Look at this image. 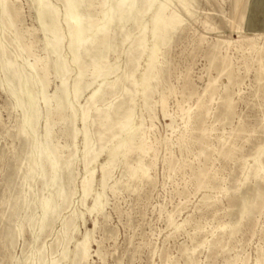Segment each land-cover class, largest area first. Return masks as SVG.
Instances as JSON below:
<instances>
[{"label": "rangeland", "instance_id": "374dc122", "mask_svg": "<svg viewBox=\"0 0 264 264\" xmlns=\"http://www.w3.org/2000/svg\"><path fill=\"white\" fill-rule=\"evenodd\" d=\"M48 2L62 11L61 0ZM15 3L21 10L16 17L18 21L15 18L14 25H9L0 20V45L6 47V56H16L22 65L27 55L21 49L23 46L31 45V52L41 57L48 54V49L43 43L33 0H16ZM190 8L183 24L171 31V39L159 44L153 72L157 77L153 75L152 90L148 91L151 114L144 107L141 94H135L128 80L121 84L122 88L120 85L114 90L115 94L107 95L106 100H89L96 81L89 57L85 64L89 66L77 90L73 85L76 66L70 62L66 85L71 96L75 95L79 112L75 118L73 110L68 108L63 119L51 126L52 137L46 152L60 147L58 160L73 161L69 160L65 195L58 199L54 215L37 237L34 236L37 232L35 219L39 207L33 209L32 225L25 223V232L17 230L24 214L23 202L32 199L37 202L46 193H53L57 181L46 186V178L26 177L25 166L35 153L34 142L24 140L18 133L25 109L15 106V98L8 95L7 85L2 82L6 72L1 67L3 57L0 55V264L18 263L26 254L34 256L41 244L44 245L42 260L45 264H52L51 259L58 260V264H255L258 258L259 264H264V175L254 170L258 162L264 174V0H195ZM87 10L96 11L92 7ZM59 19L63 24L61 15ZM62 27L66 33L67 28ZM113 27L114 39L118 42L124 33L139 34L135 19L117 22ZM15 29L23 33L16 30L21 34L18 40L14 39ZM125 42H119L106 55L107 61L119 66V76L124 70H135L138 76L139 72L147 70V53L138 57L135 52L131 61L129 43ZM61 53L71 57L66 40ZM30 56L28 61L33 60ZM49 57L54 58L55 53ZM49 70L45 89L52 93L60 86L61 78L56 76L52 66ZM117 74H110L109 81ZM37 88H33L34 95L40 94ZM124 88L132 89L136 99L134 124L143 120L144 123L128 150L123 149L112 160L114 164H109L110 169L107 167L106 175H110L105 177L107 182L103 186L99 164L113 142L112 131L98 128L100 125L94 117L97 118L99 107L105 108L122 98L126 100V107L129 102L131 104L132 93H126ZM162 99L166 111L161 108ZM38 103L37 137L38 141H44L45 117L49 109L41 100ZM84 109L90 110L86 138L80 131L83 127L80 111ZM75 132L78 135L73 137ZM100 145L107 150L104 148L95 159L91 158ZM49 166L50 163L45 164L41 171H53ZM135 166L147 167L148 171L142 175L139 169L131 176ZM93 168L94 178L82 186L87 170ZM99 192H102L100 197L96 196ZM99 201L103 202L102 207L89 212ZM15 202L18 206L13 212ZM87 231L91 239L85 261L74 256L73 250ZM64 248L69 252L66 258H63Z\"/></svg>", "mask_w": 264, "mask_h": 264}, {"label": "bare ground", "instance_id": "6f19581e", "mask_svg": "<svg viewBox=\"0 0 264 264\" xmlns=\"http://www.w3.org/2000/svg\"><path fill=\"white\" fill-rule=\"evenodd\" d=\"M194 1L195 0H61V2L63 4V9L61 11L57 8V5H55L52 2H48V0H33L34 8H35L36 14H37V20H38L40 29H41L42 34H43V43H44V46L48 49V54L44 57H41L39 55H35V53L33 54L31 52L30 41H28L30 46L26 45V46H23V48H21L23 50V52L26 51L27 55H26V57L23 58V64L20 65L15 58L16 56L13 58H11V56L8 57V55L6 56L5 55V53H6L5 50H7V49H5L6 47L3 45H0V47H1V54L0 55L3 57V62H2L1 67L6 72L5 79L2 82H5L7 85L8 95L15 98V101H16L15 106H17V107L22 106L25 109L24 113H23V118H22L21 122L19 123V129H18L19 135L23 136L24 140L32 139L34 142L35 153L33 152L34 155L31 157L28 155L30 157V159L28 158L29 159V161L27 163L28 166H25V167H27V169H26L27 174L24 172L26 174V177L30 176L33 179L39 178V180H43L44 178H46V180H45L46 186H51L56 181L57 182H56L55 191H53V193H51L49 195L46 193L45 194L46 196H44L42 194L44 197L40 198L39 201L35 202V200L32 199L31 202H27L24 200L25 201V202H23V213L24 214H23V218L20 220V222L17 225L18 232H22V231L25 232L26 230L24 228L27 227V224H28V226L32 225V222L34 220L33 209L36 207H39L38 209L40 211H39L38 216L35 219V221H36L35 224L37 225V232L35 233L34 236H36V234L38 232H40L44 229V227L49 223L52 216L54 215L55 208H56L57 204H59L57 202L58 199L65 195L64 190L66 188V184H68L67 183V180H68L67 175H68V171H69V160H71V159L62 160V158H61L60 160H62V161H60V160H58L60 157L59 156L60 147L55 146L53 148V146H52L53 149L51 151H48V152H46V147H47L48 141L52 137L51 132L53 130L51 131V129H50L51 126L52 125L54 126V123L57 122L58 120L63 119L64 114L66 113L65 110L67 111L68 108H70L71 111L73 110L75 118L77 117V113L79 112V109H77L75 106V103H76L75 99H74L75 95H74V97H73V95L71 96L70 88L68 85H66V78H67L66 75L68 74L69 70L71 69L70 64L73 63L76 66V77L74 79L73 85L76 87V90H77L80 87V85L82 84V79H83V77L87 71V67L89 66V64L87 65V67L85 65L87 63L86 58L89 57L91 67L93 69L92 74L94 75L95 80L97 81V82L95 81V83H94L95 86H94L93 90L90 91V93H89L90 94L88 96L89 100H91L93 102L99 101V100H106L107 95L112 94V93L115 94L114 90H116V88L118 86H120L121 84L123 85V83H125V81L128 80L131 87L134 88L133 91H135V94L136 93L141 94V96L143 97L144 107L147 108L149 114H151L152 113V112L150 113L151 100L148 97V91L152 90L153 75H156L155 73L153 74V72H154V68H156L155 66L157 63L158 55H159L158 54L159 44L167 43L171 39V31L176 29L177 26L180 25V23H182L187 18L188 14L190 13V9H191L190 6L194 4ZM15 2H16V0H0V20L2 21V23L7 22L9 25H12L14 23L15 18L18 16L19 12L21 11L18 8L19 6L18 5L16 6ZM87 7L88 8L92 7L96 11L94 13H92L91 11L87 10ZM90 10H92V9L90 8ZM60 15L62 17L63 24H62V21L59 19ZM19 16H21V15H19ZM130 19H135L137 21V27L139 28V31H138L139 34L134 33L133 35H131L130 33H124L121 36L119 42L126 43L125 41H128V43H129L128 51L130 53L129 60H131V58H133V59L135 58L134 57L135 52H137L138 57H139V55L144 54L146 52L147 53V60H146L147 70H145V71L143 70V71L139 72L140 74L138 76L136 75L135 70H131V71L124 70L122 72V74L119 76V74H117V72L119 70V66H117L116 63H113V64L109 63L110 61L109 62L107 61L106 55L109 54L110 51L114 50L115 47L119 43L118 41H116V39H114L116 36V33L112 30L114 28L113 25L116 24L117 22L128 21ZM17 21H18V19H17ZM15 24H17V22ZM63 25L67 28L66 33L63 32V27H62ZM124 27H125V25H124ZM8 29H11V27ZM16 30H18V29L13 30V31H15L14 39L18 40L21 36V34H19V33H22V31L20 32L18 30L19 31V33H18V31H16ZM126 32H128V31L126 30ZM10 40H11V38H10ZM22 40H21V42H22ZM65 40H66V46L70 50L71 57L68 56L70 58H68L67 56H63L61 53V49L63 48V43L65 42ZM18 43H20V42H18ZM24 43H27V42H24ZM252 43H253V41H252ZM163 45H165V44H163ZM20 46H22V45H20ZM51 53H55L54 58L49 57V54H51ZM30 55L33 56L32 61H28V57ZM258 60H260V59H258ZM70 62H72V63H70ZM51 66L53 67L54 73L56 74V76L61 78V84L52 93H49L48 91H46L45 87H46V83H47V76H48V73L50 71L49 68ZM259 70H261V68ZM88 71H90V70H88ZM112 73H116L117 75H115V79H113V80L111 79L112 81H109V78H110L109 75ZM87 74H89V73H87ZM262 75H263V73H262ZM111 77H112V75H111ZM113 77H114V75H113ZM156 77H157V75H156ZM259 77H260V75H259ZM92 85H93V83H92ZM122 85H121V88H122ZM34 86L40 88V94L39 95L33 94ZM123 87H125V86H123ZM4 88H6V87H4ZM124 89L126 90V93H132V91H131L132 89H129V88H124ZM38 91H39V89H38ZM120 91H122V90H120ZM121 94H123V92H121ZM133 96H134L133 93L130 94V101L132 103L130 104V102H129L127 107L125 106V103H126L125 98H122L121 100H119L115 104L114 103L113 104H111V103L107 104L106 105L107 107H105V108L103 106H102L103 108H100L98 106L99 109H98L97 114H96L97 118H95L93 116L94 119H97V122L100 125L98 128L102 127L104 130H111L112 131L110 138H111V141H113V142L111 143V145L108 146V148H107L108 150L103 145H100V147H99L100 149L98 148L99 150L97 149L98 150L97 152H95V150L92 152L89 149L92 152L91 158H93V159H95L99 155V153L103 151L104 148H105L104 150H107L106 158L103 161H101V163L99 164V170L101 173V176H100L101 177V183L103 186H104L105 181L107 182V178L105 180V177H107V175H110L108 173L106 175L107 167L108 166L110 167L109 164H114V162L112 163V160L115 159L114 157L117 154L120 155L119 153L123 149L125 150L130 146L135 134L141 128L142 122L144 121L142 119L143 121L141 123L134 124V120L136 117V113H135V109H134L136 99H134ZM39 100H41L49 109V113H48V115L46 114L47 117H45L46 119H45V133H44L45 140L44 141H38V137H37L38 131L36 130V124H39V123H37L38 119H37V115H36V112L39 109V106L37 105ZM161 101H162L161 102L162 103L161 108L163 111H166L165 110L166 108H164V99H162ZM89 102H88V104H89ZM86 105H87V103H86ZM86 108H87V106H86ZM93 111H95V110L93 109ZM187 111H189V109H187ZM203 112H205V110ZM95 113H92V114H95ZM199 114H201V113H199ZM40 117H41V115H40ZM89 117H90V110L89 109H84V110L80 111V119L82 120L83 127L81 128V130L80 129L79 130L83 132L84 138H86V134H87L86 133V128H87L86 125H87V120L89 119ZM190 117H191V114H190ZM193 118L194 117H192V119ZM75 120H77V119H75ZM91 120H93V119H91ZM88 124H89V122H88ZM91 125H93V124H91ZM91 125H89V127ZM141 131H142V129L139 130V132H141ZM96 132L99 134L98 131H96ZM193 133H191V134H193ZM76 134L78 135V133L75 132L73 137H76ZM80 134H82V133H80ZM236 134H238V133L236 132ZM194 135H195V133H194ZM101 136H103V135H101ZM189 136H190V134H189ZM42 137H43V135H42ZM140 137H137V138H140ZM196 138H197V136H196ZM100 139H102V138H100ZM103 139H104V137H103ZM200 139H202V138H200ZM85 142H82V143H85ZM142 142H143V140H142ZM58 144H60V143H58ZM143 145H144V143H143ZM147 145H145V146H147ZM83 147H84V145H83ZM86 147H87V145H86ZM260 147H262V146H260ZM259 149H258V151H259ZM216 150H214V151H216ZM72 151H75V150H72ZM85 151H86V149L84 150V152ZM130 151H128V152H130ZM153 151H154V149H153ZM61 152H62V149H61ZM140 152H143V151H140ZM33 153H31V154H33ZM67 153H68V151H67ZM76 154H77V152H76ZM86 155H84V156H86ZM261 155H260V157H261ZM55 157H57V159H55ZM62 157H64V156H62ZM254 157H255V154H254ZM246 158H244V159L246 160ZM74 160H76V159L74 158ZM71 161H73V160H71ZM254 161H256V160H254ZM87 162H90V161H87ZM246 162H247V160H246ZM246 162H244V163H246ZM48 163H50L49 167H52L53 171H51V172L50 171L49 172L48 171L47 172L41 171V170H43V166L45 164H48ZM73 163H72V165H74ZM88 164H90V163H88ZM201 164H202V162H201ZM261 166L262 165H260V163L257 162L255 164L254 170L261 172V176H263L264 174H262V171H261L263 167H261ZM138 167L135 166L132 168V170L130 172L131 176L134 174H137V172L140 170H141L142 175H143V173L145 174L146 170L148 171L147 167L146 168L142 167V166L140 168H138ZM84 168H86V165ZM34 169H36V172L32 173V171ZM46 170H47V168H46ZM57 172H59V173L57 174ZM110 172H111V170H110ZM256 174H257V172H256ZM70 175H71V173L69 174V177H70ZM94 176H95L94 175V168L91 171H89V169H88L87 175L83 181L82 186H84L88 182L92 181ZM245 176H247V175H245ZM23 178H25V177H23ZM129 178H131V177H129ZM244 180H246V179H244ZM23 181L25 182L26 180H23ZM30 182H31L30 185L32 186V181L30 180ZM38 183L40 184V182H38ZM214 183H215V181H214ZM91 187H92V185H90V188ZM47 190H49V189H47ZM51 190H53V189L51 188ZM87 190L89 191L90 189H87ZM49 191H48V193H49ZM82 192H83V190H82ZM85 194H87V193H85ZM101 194H102V192H99L96 196L100 197ZM23 195L26 196V194H23ZM84 195H82V197H84ZM34 197L35 196H33L32 198H34ZM34 199H36V198H34ZM84 201H85V199H84ZM68 202L69 201H67V203ZM102 204H103V202L95 203L92 207L89 208V212L94 210V209H100L102 207ZM17 206H18V203L15 202L13 204V212L17 209ZM73 220H74V218H73ZM25 223H27V224H25ZM25 225H26V227H25ZM67 225H68V223H67ZM67 225H66V233L68 231ZM89 232L88 231L85 232V234L82 237V240L77 244V246H75V248L73 250L74 256H76V257L79 256V259H82L85 261H86L87 257L89 256L88 250L90 247L89 244H90V239H91V236H90L91 233H89ZM7 236L11 240V235H10V232H8V231H7ZM201 243H202V241H201ZM191 250H193L192 247H191ZM43 252H44V245L42 246V244H41L36 249V254L34 256H31V255L27 256V254H26L23 256V258H22L23 260H21L19 262L17 261L18 263H15V264H41V263L45 264V261L42 260ZM32 254H34V253H32ZM68 254H69V252H68L67 248H64L63 258H66L68 256ZM260 261H261L260 258H258L256 260L255 264H259ZM50 262L52 264H58L59 263L58 260H54V259H51ZM188 262H190V261H188Z\"/></svg>", "mask_w": 264, "mask_h": 264}]
</instances>
